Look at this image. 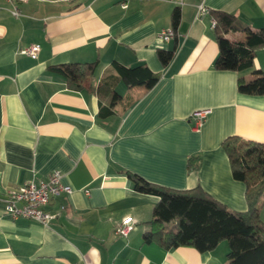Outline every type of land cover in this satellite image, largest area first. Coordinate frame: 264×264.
<instances>
[{
    "label": "crops",
    "instance_id": "obj_1",
    "mask_svg": "<svg viewBox=\"0 0 264 264\" xmlns=\"http://www.w3.org/2000/svg\"><path fill=\"white\" fill-rule=\"evenodd\" d=\"M0 0V264H228L230 245L213 250L145 242L159 197L139 192L128 171L179 190L202 187L232 210L246 212V184L233 176L223 148L234 135L264 142V95L243 94L240 75L264 71V47L252 69L219 70L215 11L264 27V0ZM207 12L198 14L199 3ZM127 3L128 7H123ZM179 8L176 29L173 15ZM174 28L175 38L159 34ZM225 36L243 39V31ZM40 44L37 58L22 53ZM160 49L174 50L165 66ZM99 61L122 98L69 89L52 66ZM114 61L145 63L160 75L152 87L118 81ZM211 109L200 128L192 114ZM63 173L72 194L55 197L49 226L7 214L4 197L34 175ZM264 222V193L260 198ZM131 218L126 237L115 230Z\"/></svg>",
    "mask_w": 264,
    "mask_h": 264
},
{
    "label": "trees",
    "instance_id": "obj_2",
    "mask_svg": "<svg viewBox=\"0 0 264 264\" xmlns=\"http://www.w3.org/2000/svg\"><path fill=\"white\" fill-rule=\"evenodd\" d=\"M215 29L219 44V55L215 67L242 73L255 64L257 48L264 47V27L252 29L236 15L215 11ZM181 20L179 8L173 15L176 29ZM243 31V39L232 40L225 36L229 31ZM160 60L167 66L174 58V50L160 49ZM118 81L127 87L145 85L152 88L160 75L145 63L125 66L114 61ZM99 61L72 62L52 66L60 73L69 89L89 90L99 98L109 100L115 107L122 96L107 76L96 86L94 76ZM238 89L243 94L264 95V71L253 70V77L240 75ZM223 148L227 152L233 176L246 184L248 210L239 212L206 192L202 187L188 190L170 188L150 182L142 176L128 171L137 191L157 195L159 201L153 208V217L146 223L145 242L156 241L166 248L192 246L201 252L213 250L222 240L230 245L228 264H264V222L260 215V198L264 193V142L234 135L226 138Z\"/></svg>",
    "mask_w": 264,
    "mask_h": 264
},
{
    "label": "built area",
    "instance_id": "obj_3",
    "mask_svg": "<svg viewBox=\"0 0 264 264\" xmlns=\"http://www.w3.org/2000/svg\"><path fill=\"white\" fill-rule=\"evenodd\" d=\"M12 4V14L16 17L22 15V11L18 6L19 3L28 0H8ZM178 6L184 5V0H174ZM123 7H128L127 3H123ZM204 2L198 5V14L204 15L207 12ZM216 24V21H213ZM177 35L174 28L163 29L159 36L164 41H169ZM41 51L40 44H33L22 50V53L37 58ZM211 109L197 110L192 114V120L196 128H200L207 119ZM63 173L59 170L53 171L46 179H40L34 175L31 180L26 182L22 187L8 191L4 197L5 208L7 214L14 218H27L36 221L42 225L49 226L52 220L58 215L50 210V204L55 197L72 194L74 189L71 185L62 182ZM135 228V222L131 218H126L116 227L115 232L118 235L128 236Z\"/></svg>",
    "mask_w": 264,
    "mask_h": 264
}]
</instances>
